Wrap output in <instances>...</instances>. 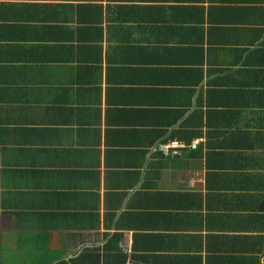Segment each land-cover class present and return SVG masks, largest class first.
Listing matches in <instances>:
<instances>
[{
	"label": "crops",
	"instance_id": "1",
	"mask_svg": "<svg viewBox=\"0 0 264 264\" xmlns=\"http://www.w3.org/2000/svg\"><path fill=\"white\" fill-rule=\"evenodd\" d=\"M263 237L264 0H0V264H260Z\"/></svg>",
	"mask_w": 264,
	"mask_h": 264
},
{
	"label": "built area",
	"instance_id": "2",
	"mask_svg": "<svg viewBox=\"0 0 264 264\" xmlns=\"http://www.w3.org/2000/svg\"><path fill=\"white\" fill-rule=\"evenodd\" d=\"M187 147L195 148L196 143L186 144L180 140L173 139V140L158 143L156 145V148L154 149L160 151L163 155H168V154H177L179 153V150L187 148ZM122 250L126 254L127 252H129V249L126 245H122ZM259 263L264 264V237L262 239V253L260 256ZM125 264H140V263L130 258H127L125 261Z\"/></svg>",
	"mask_w": 264,
	"mask_h": 264
},
{
	"label": "trees",
	"instance_id": "3",
	"mask_svg": "<svg viewBox=\"0 0 264 264\" xmlns=\"http://www.w3.org/2000/svg\"><path fill=\"white\" fill-rule=\"evenodd\" d=\"M169 140H172V139H169ZM169 140H166V141H169Z\"/></svg>",
	"mask_w": 264,
	"mask_h": 264
}]
</instances>
